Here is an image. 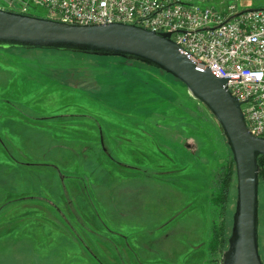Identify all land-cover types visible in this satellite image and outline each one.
Segmentation results:
<instances>
[{"label":"rangeland","instance_id":"rangeland-1","mask_svg":"<svg viewBox=\"0 0 264 264\" xmlns=\"http://www.w3.org/2000/svg\"><path fill=\"white\" fill-rule=\"evenodd\" d=\"M22 6L0 0V9ZM0 136V160L13 158L0 162V264L217 263L208 243L221 208L210 199L233 155L212 113L173 76L110 57L0 50ZM237 194L235 177L228 229ZM259 201L264 263L262 186Z\"/></svg>","mask_w":264,"mask_h":264},{"label":"water","instance_id":"water-1","mask_svg":"<svg viewBox=\"0 0 264 264\" xmlns=\"http://www.w3.org/2000/svg\"><path fill=\"white\" fill-rule=\"evenodd\" d=\"M0 49H40L141 62L181 81L190 95L212 113L233 155L237 205L223 264H264L259 245V157L264 138L247 126L242 103L228 79L201 70L171 38L135 25H78L0 9Z\"/></svg>","mask_w":264,"mask_h":264},{"label":"built area","instance_id":"built-area-1","mask_svg":"<svg viewBox=\"0 0 264 264\" xmlns=\"http://www.w3.org/2000/svg\"><path fill=\"white\" fill-rule=\"evenodd\" d=\"M18 13L30 15L29 3L48 19L78 25L123 23L171 38L199 69L228 79L242 103L251 133L264 138V9L247 0L213 6L208 0H22ZM10 6H12L10 4ZM216 264H222L217 262Z\"/></svg>","mask_w":264,"mask_h":264},{"label":"trees","instance_id":"trees-1","mask_svg":"<svg viewBox=\"0 0 264 264\" xmlns=\"http://www.w3.org/2000/svg\"><path fill=\"white\" fill-rule=\"evenodd\" d=\"M4 10L17 12L14 8H8ZM11 50L25 51V49H11ZM11 50H8V51H11ZM35 50H40V49H35ZM42 51L62 53V52L55 51V50H42ZM72 54L76 56H85V54H79V53H72ZM86 56H91V55H86ZM102 58H108V57H102ZM110 58H113L115 59V61L123 62L125 64H139V65H144L148 67V65L144 63L129 61V60H126L120 57H110ZM151 68H154V67H151ZM258 162H259L260 187L261 186L264 187V156L263 155L259 157ZM235 177H236V166H235V162L232 157L231 160H229L227 163L223 164L220 167L217 173V177H216L217 181L215 183V188L218 189V193L215 196L211 197L210 199L211 205L221 208V212L219 216V218L221 219V223L218 224L217 222H214L211 225L210 240L208 243V252L210 256H212L213 262L215 261L221 262L222 264H223L222 253L228 246V238L230 237L231 231H232L231 227L230 229H228L226 217H227V205L229 203L232 182Z\"/></svg>","mask_w":264,"mask_h":264},{"label":"crops","instance_id":"crops-1","mask_svg":"<svg viewBox=\"0 0 264 264\" xmlns=\"http://www.w3.org/2000/svg\"><path fill=\"white\" fill-rule=\"evenodd\" d=\"M9 136H10V135H9ZM1 138H2V137L0 136V140H1ZM8 140H9V141L5 140V141H6V142H5L6 145H7L8 142H10V139H8ZM16 142H17V143H14V144L17 145V146H16V147H17V150H21V151H23L22 146L19 144V141L16 140ZM21 151H20V152H21ZM12 160H13V158L10 157L8 160H2V161L0 160V162H6V161H8V162L11 164Z\"/></svg>","mask_w":264,"mask_h":264}]
</instances>
